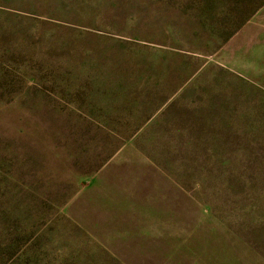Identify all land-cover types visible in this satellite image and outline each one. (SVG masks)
Wrapping results in <instances>:
<instances>
[{"label":"rangeland","instance_id":"rangeland-1","mask_svg":"<svg viewBox=\"0 0 264 264\" xmlns=\"http://www.w3.org/2000/svg\"><path fill=\"white\" fill-rule=\"evenodd\" d=\"M0 264H264V0H0Z\"/></svg>","mask_w":264,"mask_h":264}]
</instances>
